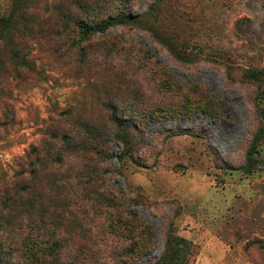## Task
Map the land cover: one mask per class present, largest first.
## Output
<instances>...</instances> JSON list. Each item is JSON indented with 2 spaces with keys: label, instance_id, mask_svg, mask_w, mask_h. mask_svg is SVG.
<instances>
[{
  "label": "rangeland",
  "instance_id": "rangeland-1",
  "mask_svg": "<svg viewBox=\"0 0 264 264\" xmlns=\"http://www.w3.org/2000/svg\"><path fill=\"white\" fill-rule=\"evenodd\" d=\"M31 2L0 49V264H155L170 227L189 264H264V0ZM67 11L136 20L83 40Z\"/></svg>",
  "mask_w": 264,
  "mask_h": 264
},
{
  "label": "trees",
  "instance_id": "trees-1",
  "mask_svg": "<svg viewBox=\"0 0 264 264\" xmlns=\"http://www.w3.org/2000/svg\"><path fill=\"white\" fill-rule=\"evenodd\" d=\"M78 6V9L83 10L82 13L89 10V3L87 0H74ZM31 0H13L9 14L6 17H0V49L1 46L4 48H10L15 45L16 34L20 26L23 31L29 29V25L34 17H32V11L35 9V4H32ZM66 19L73 25V32L78 31L80 38L86 40L91 35L103 34L109 28L116 24H124L128 21L135 22L136 18L129 16H120L121 20H117L110 17H105L101 21H92L91 24H86L82 17H77L73 12L67 11ZM62 24L65 26L68 24L67 20L60 19ZM69 22V23H70ZM20 31V30H19ZM17 32V33H16ZM16 33V34H14ZM1 53V51H0ZM12 54L17 56L16 51H12ZM176 56V55H175ZM177 57V56H176ZM264 117V112H261ZM113 123L117 126H122L120 122L113 117ZM264 144V127H261L252 137V140L248 146L245 154V164L241 170L247 174L254 171L256 166V156L258 155V148ZM154 233H148V230H144L142 233H138L137 240L139 241V255L148 253L141 249H146L151 243V238ZM193 252V247L190 242L177 236L174 230L170 227L166 233V239L164 244V251L155 264H189V257Z\"/></svg>",
  "mask_w": 264,
  "mask_h": 264
}]
</instances>
